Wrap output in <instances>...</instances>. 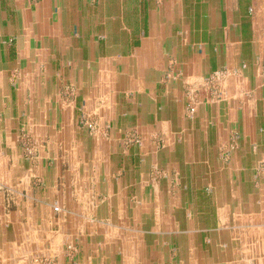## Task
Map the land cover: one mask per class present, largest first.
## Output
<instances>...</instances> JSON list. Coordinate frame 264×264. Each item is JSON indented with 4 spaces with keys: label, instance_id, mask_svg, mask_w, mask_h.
Segmentation results:
<instances>
[{
    "label": "crops",
    "instance_id": "1",
    "mask_svg": "<svg viewBox=\"0 0 264 264\" xmlns=\"http://www.w3.org/2000/svg\"><path fill=\"white\" fill-rule=\"evenodd\" d=\"M262 163L264 0H0V264H264Z\"/></svg>",
    "mask_w": 264,
    "mask_h": 264
},
{
    "label": "rangeland",
    "instance_id": "2",
    "mask_svg": "<svg viewBox=\"0 0 264 264\" xmlns=\"http://www.w3.org/2000/svg\"><path fill=\"white\" fill-rule=\"evenodd\" d=\"M65 94H67L68 96L72 94L71 91H69L67 88L65 89ZM191 108H195V107H191ZM191 108H190V112H191ZM81 125L82 126H85L87 127L88 129L90 130H93L95 128L94 124H92L91 122H89L88 120V117H86L85 115H82L81 116ZM90 125L92 126V128H90ZM137 136H135L136 138ZM23 146L26 150H35L34 148L36 147V144L34 143H23ZM228 156H225L224 159H223V162L228 165L229 163H231V158H230V152L227 153ZM260 172V174H258ZM258 173L257 175L259 177H264V163H262L260 165V170H258ZM229 176H225V182L227 183L228 181H231V180H228ZM244 181L248 182V177H244ZM68 247V246H67ZM66 247V251H69V249ZM71 261V260H70Z\"/></svg>",
    "mask_w": 264,
    "mask_h": 264
},
{
    "label": "built area",
    "instance_id": "3",
    "mask_svg": "<svg viewBox=\"0 0 264 264\" xmlns=\"http://www.w3.org/2000/svg\"><path fill=\"white\" fill-rule=\"evenodd\" d=\"M191 112H195V108H191ZM90 128H92L91 125H90Z\"/></svg>",
    "mask_w": 264,
    "mask_h": 264
}]
</instances>
